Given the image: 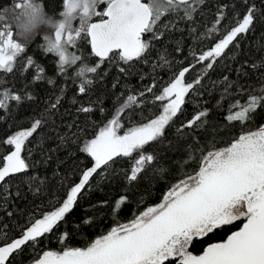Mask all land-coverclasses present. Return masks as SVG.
Segmentation results:
<instances>
[{"label":"snow or ice","instance_id":"6c2138e0","mask_svg":"<svg viewBox=\"0 0 264 264\" xmlns=\"http://www.w3.org/2000/svg\"><path fill=\"white\" fill-rule=\"evenodd\" d=\"M0 128V264H264V0H12Z\"/></svg>","mask_w":264,"mask_h":264},{"label":"trees","instance_id":"16d2710c","mask_svg":"<svg viewBox=\"0 0 264 264\" xmlns=\"http://www.w3.org/2000/svg\"><path fill=\"white\" fill-rule=\"evenodd\" d=\"M12 2V0H0V6H3V5H6V4H10ZM38 39V38H37ZM34 48V44L30 45L29 46V49L28 51L31 52ZM5 79H8V77H5ZM138 78H133L130 82L131 83H136V80ZM36 87L38 88L39 91H41L42 93L47 89V90H50L51 89V86L50 85H47L46 82H38ZM74 85H70V88H69V91H68V95L71 96L72 95V91L74 89ZM3 134V129L0 128V135ZM118 191V188H114L112 189L111 192H109L108 189H105L104 192H100V191H95L93 193H90V194H87L89 199H91L92 197H98V196H110V195H114L115 192ZM86 203L87 201H83L80 205V208H79V212L83 213L86 209ZM69 243H82V241L77 237L71 241H69ZM50 244L51 246H58L57 245V242L55 241V239H52L50 241Z\"/></svg>","mask_w":264,"mask_h":264},{"label":"rangeland","instance_id":"374dc122","mask_svg":"<svg viewBox=\"0 0 264 264\" xmlns=\"http://www.w3.org/2000/svg\"><path fill=\"white\" fill-rule=\"evenodd\" d=\"M44 30H47L46 28Z\"/></svg>","mask_w":264,"mask_h":264}]
</instances>
